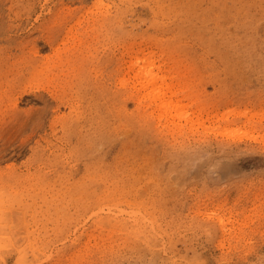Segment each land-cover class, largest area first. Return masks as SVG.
I'll return each instance as SVG.
<instances>
[{"label": "rangeland", "instance_id": "374dc122", "mask_svg": "<svg viewBox=\"0 0 264 264\" xmlns=\"http://www.w3.org/2000/svg\"><path fill=\"white\" fill-rule=\"evenodd\" d=\"M0 264H264V0H0Z\"/></svg>", "mask_w": 264, "mask_h": 264}, {"label": "bare ground", "instance_id": "6f19581e", "mask_svg": "<svg viewBox=\"0 0 264 264\" xmlns=\"http://www.w3.org/2000/svg\"><path fill=\"white\" fill-rule=\"evenodd\" d=\"M143 66L141 67V65ZM147 63H134L132 69L135 74L136 85L140 86L141 92H144V99L148 100L150 105L154 104L155 108H159V112L162 114L167 111V103H164V96L162 95V85H157L160 81L157 75L153 73V69L146 67ZM151 65V63H148ZM144 73V74H143Z\"/></svg>", "mask_w": 264, "mask_h": 264}]
</instances>
